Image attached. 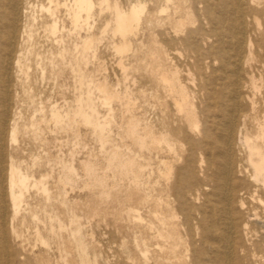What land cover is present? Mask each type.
Segmentation results:
<instances>
[{
  "label": "rangeland",
  "instance_id": "obj_1",
  "mask_svg": "<svg viewBox=\"0 0 264 264\" xmlns=\"http://www.w3.org/2000/svg\"><path fill=\"white\" fill-rule=\"evenodd\" d=\"M51 1L26 0L27 15L17 25L14 50L21 54L23 69L22 73L11 72L10 101L4 119V166L6 172L10 165L17 168L25 177L26 188L21 211L15 217L8 198L4 204L0 200L7 248L10 254H22L28 264H81L74 241L77 236L86 264H115L122 244H129L136 251L123 255L121 264H167L170 244L154 238L148 228L154 222L149 213L152 201L165 181L157 173L149 141L143 149L135 143L147 132L157 134L159 129V116L149 96V60L139 58L136 46L150 47L154 30L158 31L152 24L157 11L166 8L170 13L174 3L188 7L189 0H111L122 10L138 2L146 5L139 31L129 37L132 48L122 55L113 48L118 42L112 34L113 14L104 6L99 9L101 0H92L95 7L87 27L82 26V19L73 25L69 14L73 0ZM243 3L250 8L246 32L252 45L244 46L239 62V112H246V130L253 134L264 120V0ZM200 9L201 6L194 7L193 15ZM251 15L258 19V25L251 21ZM53 22L57 27L54 35L48 29ZM196 26L187 25L185 32ZM90 36L96 40L89 49H82V41ZM213 45L214 39H209L198 50L204 55ZM178 47L180 53L171 55L168 61L182 84L186 85L185 77L189 78L188 87L194 92L199 113L203 96L198 92L205 78L215 69L221 83L220 68H225V76L232 78L234 66L228 55L222 65L214 61V54L204 60L194 50ZM103 84L109 91H103ZM209 89L211 92L212 86ZM80 112L88 114L92 125L83 122ZM53 113L59 116L60 123L54 122ZM95 126L104 128L103 136ZM198 126L202 131L204 122ZM12 127L16 128V142L9 146L8 132ZM205 133L213 134L208 124ZM172 135L178 140L174 146L178 153L183 137ZM199 137L193 135L195 140ZM111 154L118 162L131 156L141 164L139 180L148 199L146 204L140 205L136 196L129 200L132 180L110 165ZM162 156H167L164 151ZM180 165L181 162L175 163ZM202 166L205 169L206 165ZM138 212L143 227L133 218ZM258 213L264 214V208L259 207ZM187 243L177 244L178 259L171 257L170 262H185L181 255L191 245ZM0 250H4L1 242Z\"/></svg>",
  "mask_w": 264,
  "mask_h": 264
},
{
  "label": "bare ground",
  "instance_id": "obj_2",
  "mask_svg": "<svg viewBox=\"0 0 264 264\" xmlns=\"http://www.w3.org/2000/svg\"><path fill=\"white\" fill-rule=\"evenodd\" d=\"M189 3L185 8L174 3L170 13L166 8L157 11L152 24L158 31L154 30L150 47L136 46L139 58L149 60L152 82L149 96L154 100L153 106L159 116V129L157 134L147 132L145 138L135 140V143L137 141L143 149L149 141V148L155 153L157 173L165 181L152 201L149 213L154 222L148 228L154 238L170 244L167 264H264V214L258 213L259 207L264 208V120L251 134L246 130V112H239V62L244 46L252 45L246 32L250 8L243 0H189ZM28 5L26 0H0V200L3 203L5 197L8 198L14 217L21 211L26 180L12 165L6 172L4 119L10 101L11 72L22 73L23 69L21 54L17 55L14 46L18 41V22L26 17ZM97 5L113 14L112 34L118 38L113 46L116 53L122 55L130 51L129 37L136 36L139 31L146 5L138 2L125 10L111 0H101ZM193 6H201L197 15H193ZM94 7L92 0H73L69 9L73 25L77 26L82 19V26L87 27ZM250 18L258 25L255 16ZM195 24V29L185 32L187 25L194 27ZM48 29L54 35L56 23ZM209 39H214V45L202 55L198 49ZM95 40V36L85 38L82 49H89ZM178 46L194 50L204 60H210V55L214 54V61L222 65L224 56L228 55L234 66L232 78L225 76V68H220L223 72L221 83L217 81L215 69L205 78L198 92L203 96V108L199 113L194 104V92L188 87L189 78L185 77L187 83L182 84L178 72L168 61L171 55L180 53ZM250 83L255 88L253 78ZM209 86H212L211 92ZM102 89L109 91L105 84ZM80 116L84 123L92 125L87 113L80 112ZM52 119L55 123L61 122L55 113ZM202 121L204 128L201 131L198 124ZM207 124L213 130L211 136L205 133ZM94 129L103 136V127L95 126ZM129 133L133 134L131 127ZM173 133L183 137L178 153L174 149L178 140ZM194 134H199V139L195 140ZM15 142L16 128L12 127L7 144L11 146ZM163 151L167 156H162ZM109 162L121 174L131 178L129 200L136 196L140 205L146 204L148 199L142 193L139 180L141 164L131 156L118 162L115 154L110 155ZM179 162L181 165L175 166ZM202 164L206 165L205 169ZM88 171L93 173L91 169ZM133 218L143 227L139 212ZM14 228L11 232L15 239ZM74 241L79 249V262L86 264L80 239L74 236ZM0 242L4 247L0 250V264H28L22 254H10L7 248L3 210H0ZM183 242L191 244L181 255L185 262H170L172 258L178 259L175 249ZM135 251L129 244H122L115 264H121L123 255L129 256Z\"/></svg>",
  "mask_w": 264,
  "mask_h": 264
}]
</instances>
